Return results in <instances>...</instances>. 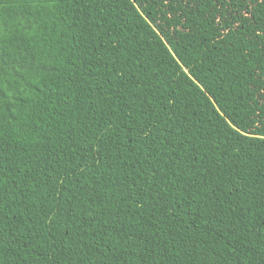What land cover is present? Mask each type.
<instances>
[{
	"label": "trees",
	"instance_id": "1",
	"mask_svg": "<svg viewBox=\"0 0 264 264\" xmlns=\"http://www.w3.org/2000/svg\"><path fill=\"white\" fill-rule=\"evenodd\" d=\"M262 40L264 0H0V264H264Z\"/></svg>",
	"mask_w": 264,
	"mask_h": 264
},
{
	"label": "snow or ice",
	"instance_id": "2",
	"mask_svg": "<svg viewBox=\"0 0 264 264\" xmlns=\"http://www.w3.org/2000/svg\"><path fill=\"white\" fill-rule=\"evenodd\" d=\"M153 2H155V0H153ZM260 2H261V0H249V6L254 7L255 4L260 3ZM261 43H264V40H262ZM257 78L260 80H264V76H258ZM254 87H255V85H254ZM260 95H261V103L264 104V87L261 88V94Z\"/></svg>",
	"mask_w": 264,
	"mask_h": 264
}]
</instances>
